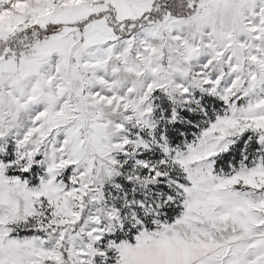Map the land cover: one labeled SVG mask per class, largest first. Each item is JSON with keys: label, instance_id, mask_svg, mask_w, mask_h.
<instances>
[{"label": "snow or ice", "instance_id": "6c2138e0", "mask_svg": "<svg viewBox=\"0 0 264 264\" xmlns=\"http://www.w3.org/2000/svg\"><path fill=\"white\" fill-rule=\"evenodd\" d=\"M0 264H264V0H0Z\"/></svg>", "mask_w": 264, "mask_h": 264}]
</instances>
